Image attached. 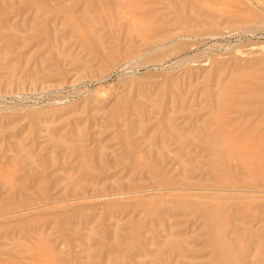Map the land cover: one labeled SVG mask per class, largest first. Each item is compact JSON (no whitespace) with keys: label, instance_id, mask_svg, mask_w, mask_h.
<instances>
[{"label":"rangeland","instance_id":"1","mask_svg":"<svg viewBox=\"0 0 264 264\" xmlns=\"http://www.w3.org/2000/svg\"><path fill=\"white\" fill-rule=\"evenodd\" d=\"M130 1L0 0V264H264V0Z\"/></svg>","mask_w":264,"mask_h":264},{"label":"bare ground","instance_id":"2","mask_svg":"<svg viewBox=\"0 0 264 264\" xmlns=\"http://www.w3.org/2000/svg\"><path fill=\"white\" fill-rule=\"evenodd\" d=\"M115 1V3H116V5H117V10H116V15H117V17H118V20L119 21H122V19H121V17L123 16V11L125 10V11H128L129 13H131V12H137V11H143V10H146L147 9V7L145 6V5H139V4H136V3H133L132 1H130V0H114ZM102 5V4H101ZM87 11V10H86ZM88 12V11H87ZM130 16H131V14H129ZM132 17H133V15H132ZM124 19V18H123ZM88 22V24H90V25H92L93 24V22H90V21H87ZM68 25H70V26H72L73 28H77L78 27V24L76 23V22H74V21H69V23H68ZM186 141V140H185ZM185 141H183L182 143H184V144H186L185 143ZM191 140H189V142H190ZM191 142H193V141H191ZM190 142V143H191ZM196 144H198L196 141H194ZM202 143V142H201ZM188 144V143H187ZM183 145V144H182ZM193 145V144H192ZM213 145H214V143H213ZM216 145V144H215ZM215 145L214 146H212V147H210V152L213 154V157H214V162L216 163H218V165H216V167L218 168V166L220 165V163H225V167H224V169L226 170V168L227 169H229L230 170V168L232 169V167H231V163H232V159L234 160V159H236V160H238L236 163H234V168H233V170H239V169H243V170H247L249 167H250V165L248 164V163H245L244 161H243V154H242V152H240V151H236L235 149H237L236 147H234V146H231V147H225L224 149H222V148H220L219 149V147H220V144H219V147L217 146V148L215 147ZM263 146H264V143H263ZM82 147V146H81ZM235 149H234V148ZM80 148V147H79ZM89 149V148H88ZM87 148L86 149H84V148H80V149H78L77 148V151H78V155H77V152H76V155L80 158H82V164H83V161L84 160H86V159H88L87 157H89V154H88V152H89V150H88ZM70 150H72V148L70 149ZM74 150H76V149H74ZM91 150V149H90ZM98 150V149H97ZM99 151H101V149H99ZM152 151V150H151ZM177 151H179L178 149L176 150V152ZM74 152V151H73ZM74 152V153H75ZM92 153H93V151H91ZM176 152H174V153H176ZM72 155H73V153H72V151L70 152ZM91 153V155L90 156H92L93 154ZM178 153H180V152H177L175 155H177ZM75 155V154H74ZM178 155H180V154H178ZM77 157V158H78ZM93 157V156H92ZM91 157V158H92ZM78 158V159H79ZM176 160H180V157H176L175 158ZM175 160V161H176ZM178 160V161H179ZM231 160V161H230ZM80 161H81V159H80ZM33 162V161H32ZM51 162V161H50ZM65 162H67V161H64V163ZM173 162H174V160H173ZM177 162V161H176ZM180 162V161H179ZM220 162V163H219ZM52 163V162H51ZM63 163V164H64ZM85 163V162H84ZM32 164V163H31ZM55 163H53L51 166H53ZM28 165V164H27ZM62 165V164H61ZM65 165V164H64ZM83 165H86V164H83ZM223 165V164H222ZM221 165V166H222ZM29 166H30V164H29ZM34 166H35V164H34ZM33 164L31 165V167H32V169H33ZM214 166H215V164H214ZM213 166V167H214ZM221 166H219V168L221 167ZM61 167V166H60ZM85 167V166H84ZM34 168H36V166L34 167ZM41 168V167H40ZM86 169V171H87V169H88V167L86 166L85 167ZM99 168L100 169H103V168H105V166H104V164H99ZM98 168V169H99ZM59 169V168H58ZM221 169V168H220ZM45 171V170H44ZM67 171V170H66ZM89 169H88V173H89ZM106 172V171H105ZM220 172V171H219ZM223 172V171H222ZM221 172V173H222ZM250 173V172H249ZM248 173V174H249ZM105 174V173H104ZM50 175V174H49ZM81 182H83V181H81ZM81 182H79V183H75V184H73V183H71L70 184V186L73 184V188H74V192H73V194H72V197H71V200L72 201H84V200H88V199H91L92 197L91 196H87V195H85V194H83L81 191H80V189H81V187H82V185H83V183H85L86 184V182L84 181L83 183H81ZM163 182H165V181H163ZM226 182V181H225ZM229 182V181H228ZM224 183V182H223ZM227 183V182H226ZM6 185L8 184V182H6L5 183ZM172 184V183H171ZM187 184V183H186ZM228 184V183H227ZM154 185H156V184H154ZM165 185V184H164ZM188 185V184H187ZM224 186H225V183L223 184ZM69 186V187H70ZM176 186H177V184H176ZM183 186H185V185H183ZM22 186H20V188H21ZM72 187V186H71ZM157 187H159V186H157ZM23 188V187H22ZM178 188H180V187H178ZM135 189V188H134ZM158 189V188H157ZM156 189V190H157ZM227 189L229 190V192L231 193V192H234V193H250V194H254V195H263L264 196V169H262L261 170V173H260V177H258L257 178V180H253V179H248V181H244V184H237L236 182L235 183H229V185L227 186ZM71 190H72V188H71ZM155 190V189H154ZM159 190L160 191H162V193L163 192H169V191H173V189L172 188H169V186L168 187H166V188H163V189H160L159 188ZM178 190V189H177ZM191 190H193V189H191ZM198 190V189H197ZM226 190V189H225ZM227 190V191H228ZM118 191L119 190H117V193H118ZM121 191V190H120ZM127 191H129V190H127ZM158 191V190H157ZM179 191V190H178ZM190 191V190H189ZM72 192V191H71ZM141 192V191H140ZM143 192V191H142ZM173 192H175V191H173ZM172 192V193H173ZM181 192H183L182 191V189H181ZM191 192V191H190ZM115 193V192H114ZM127 193H129V192H127ZM126 193V194H127ZM137 193H139V192H136V194ZM171 193V192H170ZM189 193V192H188ZM233 193V194H234ZM116 194V193H115ZM118 194H120V193H118ZM123 193L121 192V195H122ZM130 194H132V192L130 193ZM169 194V193H168ZM178 194V193H177ZM180 194V193H179ZM182 194V193H181ZM128 195V194H127ZM164 195H165V193H164ZM163 195V196H164ZM166 195H167V193H166ZM184 195V194H183ZM118 197L120 196V195H117ZM40 197H42V195L40 196ZM114 197H115V195H114ZM168 197V196H167ZM66 199H67V197H66ZM65 199V200H66ZM28 200V199H27ZM36 200H37V198H36ZM39 200V199H38ZM41 200H42V198H41ZM67 201V200H66ZM71 201V202H72ZM63 202V201H62ZM29 203H33V202H31V201H27L26 203H25V206L24 207H27L28 206V208H30L29 207V205H31V204H29ZM39 203H42V202H34V206H35V204H38L39 206H37V207H42V204L40 205ZM29 204V205H28ZM33 205V204H32ZM46 205V204H45ZM44 204H43V206H45ZM82 205V204H81ZM16 206V205H15ZM11 207L8 211H6V212H4L3 213V215H5V216H8V215H10V214H12L11 212L12 211H15V210H19V208L21 207H19V206H16V207ZM32 208H34V207H32ZM24 211V210H23ZM22 211V212H23ZM0 213H2V212H0ZM216 226H218V224L216 225ZM212 227V226H211ZM220 226H218L215 230H218V228H219ZM213 229V228H212ZM223 229V228H222ZM214 230V229H213ZM214 232V231H213ZM218 232V231H217ZM219 232H220V230H219ZM218 232V233H219ZM223 232V231H222ZM220 234V233H219ZM223 234H225V233H222V236H219V235H217L218 237H216V238H214L215 236H213V239H214V242L212 243L213 244V248H214V251H215V255L218 257V260H219V262H220V264H236V253H235V249H236V245H229V244H227V243H225V241H224V239H223ZM211 235H215V233L214 234H211ZM222 237V238H221ZM224 238H226V237H224ZM256 246V245H255ZM264 247V243H261V244H257V247ZM164 253V252H163Z\"/></svg>","mask_w":264,"mask_h":264}]
</instances>
